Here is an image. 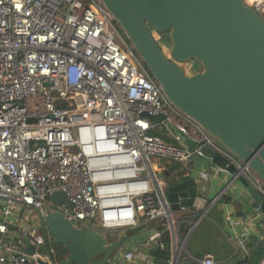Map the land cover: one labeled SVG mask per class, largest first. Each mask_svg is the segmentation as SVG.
I'll return each mask as SVG.
<instances>
[{
	"label": "built area",
	"instance_id": "obj_1",
	"mask_svg": "<svg viewBox=\"0 0 264 264\" xmlns=\"http://www.w3.org/2000/svg\"><path fill=\"white\" fill-rule=\"evenodd\" d=\"M248 5L264 20V0ZM168 123L200 147L189 150L167 131ZM157 130L177 145L152 135ZM204 148L227 158L236 172L210 161L213 172L202 167L196 210H179L196 215L182 235L157 164H179V177L190 179ZM221 174L224 185L209 195ZM240 178L264 198V182L249 164L172 104L101 0H0V202L6 203L0 207V264H58L48 246L53 237L42 232L53 213L101 234L144 227V243L167 252L168 264H221L212 254L194 258L187 244ZM57 192L66 194L64 203L47 201ZM248 216L245 223L229 215L237 231L228 240L253 241L251 251L264 248L262 207ZM30 246L34 254L22 251ZM143 252L126 251L118 259L153 264Z\"/></svg>",
	"mask_w": 264,
	"mask_h": 264
},
{
	"label": "water",
	"instance_id": "obj_2",
	"mask_svg": "<svg viewBox=\"0 0 264 264\" xmlns=\"http://www.w3.org/2000/svg\"><path fill=\"white\" fill-rule=\"evenodd\" d=\"M119 22L154 79L172 104L198 123L219 145L249 164L264 182V20L245 0H101ZM169 36L170 57L156 35ZM196 62L201 71L188 75L182 65ZM148 116V115H147ZM156 123L163 116H148ZM166 129L189 150L200 143L178 131ZM213 165L234 174L231 162L211 148L202 150ZM169 171L159 178L168 182L167 198L172 211L191 209L198 196L195 179L179 177L181 166L168 160ZM175 172V173H174ZM174 173V174H173ZM249 204L262 207L264 198L244 179ZM53 204L66 201L57 192L47 198ZM0 202V207H5ZM94 221H90L92 225ZM11 229V227H10ZM137 227L132 234H139ZM42 232L65 248L58 264H113L120 257L127 238L107 240L91 228H80L59 213L43 221ZM34 254L35 247L22 249ZM155 258L161 256L154 250ZM104 256L102 261L97 260ZM246 258L242 264H247ZM44 264L43 262H40ZM156 264H168L158 260ZM184 264H194L193 261Z\"/></svg>",
	"mask_w": 264,
	"mask_h": 264
},
{
	"label": "crops",
	"instance_id": "obj_3",
	"mask_svg": "<svg viewBox=\"0 0 264 264\" xmlns=\"http://www.w3.org/2000/svg\"><path fill=\"white\" fill-rule=\"evenodd\" d=\"M200 71L201 70H198L192 75H195ZM209 165L210 163L208 164V166H206L201 159H196L193 163V173L190 179H195L198 186V191L200 187L198 173L200 172L202 167H209ZM157 166L158 168H161V172L169 171L171 167V165H169L168 163L162 164L161 162L160 164H157ZM209 169L211 170L212 168L209 167ZM211 171L213 172L214 170ZM175 174H178L180 176V171L179 173L176 172ZM226 177V175L221 174L217 179H214L211 182V190L210 192L208 191L209 195H213L224 185L223 183L226 180ZM249 202L250 198L246 194V188L241 183H238L233 189L230 197L223 199L213 208L209 215V218L206 219L210 224H205L206 220H204L195 229L187 244V250L189 254H191L194 258L199 259H202L206 254H212L215 257L216 261L221 264H232L234 262L242 263L246 258L250 259V256L253 252L251 251V247H253V241L241 242L238 240H234L233 243H231L228 240V237L232 236L233 234L236 235V233L234 232L237 231L230 226L231 222L229 215L232 218L231 220L237 219L247 223V221H249L250 219V217H247V215H249L253 209ZM194 210L196 209L193 207V211ZM176 218L177 220L182 221L180 230L181 234L185 235L189 224H192L196 220V215L179 211L176 212ZM131 232V230H120L119 233H117V236L115 235L111 237V239L107 240H109L110 242L113 239L118 240V238L116 237H120L123 239L127 238V243L123 248L122 254L126 251H144L143 254L145 255V257L148 258V260L153 264H156L158 260H166L168 258L167 252H161V256L159 258H155L152 255L154 250H151L150 248L148 249V246L144 243L146 240V237L143 239L144 231L139 234H132ZM202 235H204V240L207 241V245L200 247L197 246V240L199 238H203ZM214 235H216V238H214ZM222 242H225L228 247L226 250L223 249L222 252H220ZM113 264L127 263L122 259L119 260L117 258Z\"/></svg>",
	"mask_w": 264,
	"mask_h": 264
},
{
	"label": "rangeland",
	"instance_id": "obj_4",
	"mask_svg": "<svg viewBox=\"0 0 264 264\" xmlns=\"http://www.w3.org/2000/svg\"><path fill=\"white\" fill-rule=\"evenodd\" d=\"M156 39L159 43V45L162 47L164 53L170 57V50H171V44H170V41L168 38L166 37H163V36H158L156 35ZM182 68L185 70V72L188 74V75H192L194 74L196 71L198 70H201L200 68V65L196 62H192V63H188V64H185V65H182ZM202 162L205 163L206 166H208L209 164V161L208 160H205V159H202ZM212 215V214H211ZM205 224H210L207 220L205 221ZM119 233V231H111V232H108L107 233H103L105 235V237L107 239H111V237L113 236H117ZM201 237V236H200ZM203 238H199L197 241V246H200V247H203V246H206L207 245V241L204 240V235H202ZM116 238H120V237H116ZM145 237H143L144 239ZM214 238H216V235H214ZM122 241H125L124 239ZM193 244V242H192ZM48 246L49 248H55V244H54V240L53 238H50V236L48 237ZM228 245L225 243V242H222L221 243V249H220V252H222L223 249H227ZM67 253L66 251L65 252H62L61 254H56V257L58 259H61L63 257V255ZM218 253V252H217ZM45 254V250L44 249H41L40 250V255H44Z\"/></svg>",
	"mask_w": 264,
	"mask_h": 264
},
{
	"label": "trees",
	"instance_id": "obj_5",
	"mask_svg": "<svg viewBox=\"0 0 264 264\" xmlns=\"http://www.w3.org/2000/svg\"><path fill=\"white\" fill-rule=\"evenodd\" d=\"M163 37L169 39L168 34L164 35ZM152 135L161 138L164 142L168 144L177 145V143L173 139L168 137V133L166 130L154 131ZM164 241L167 245L169 244L168 237L165 238ZM263 257H264V248L262 246H257V248L252 252L247 264H259V262L262 260Z\"/></svg>",
	"mask_w": 264,
	"mask_h": 264
},
{
	"label": "flooded vegetation",
	"instance_id": "obj_6",
	"mask_svg": "<svg viewBox=\"0 0 264 264\" xmlns=\"http://www.w3.org/2000/svg\"><path fill=\"white\" fill-rule=\"evenodd\" d=\"M65 248H63L62 246L58 245V244H55V254H61L62 252H65ZM102 261L104 259V256H101V258H98L97 260Z\"/></svg>",
	"mask_w": 264,
	"mask_h": 264
},
{
	"label": "bare ground",
	"instance_id": "obj_7",
	"mask_svg": "<svg viewBox=\"0 0 264 264\" xmlns=\"http://www.w3.org/2000/svg\"><path fill=\"white\" fill-rule=\"evenodd\" d=\"M248 4L254 2V0H246Z\"/></svg>",
	"mask_w": 264,
	"mask_h": 264
}]
</instances>
